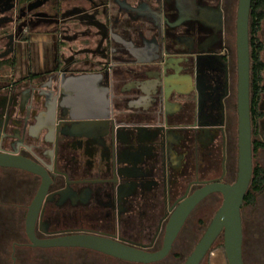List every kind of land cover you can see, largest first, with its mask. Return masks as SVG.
<instances>
[{"label":"flooded vegetation","instance_id":"obj_1","mask_svg":"<svg viewBox=\"0 0 264 264\" xmlns=\"http://www.w3.org/2000/svg\"><path fill=\"white\" fill-rule=\"evenodd\" d=\"M238 3L0 0V155L43 172L0 165V264H177L191 255L223 205L219 190L198 201L158 261L35 240L94 234L157 252L185 200L237 182ZM258 37L264 44L263 24ZM250 56L245 264V211L255 203L246 198L256 192L254 156L264 151L251 44ZM209 256L227 258L223 229Z\"/></svg>","mask_w":264,"mask_h":264},{"label":"water","instance_id":"obj_2","mask_svg":"<svg viewBox=\"0 0 264 264\" xmlns=\"http://www.w3.org/2000/svg\"><path fill=\"white\" fill-rule=\"evenodd\" d=\"M252 0H239L237 11V47L241 81V152L240 171L235 184H214L206 187L201 193L185 200L168 228L167 237L162 250L149 252L112 238L94 234H72L47 240H35L43 246L84 247L128 261L149 263L163 259L169 252L172 242L177 236L186 217L198 201L211 190H219L224 195L222 207L217 212L210 227L197 244L195 250L184 264H201L214 243L218 233L224 230V246L228 264H245L243 257V223L241 208L253 175L252 140L250 126V12ZM84 80L83 78L78 81ZM102 118V116H98ZM79 118L94 119V115H82ZM0 165L15 166L35 173L42 169L35 163L16 156L0 155ZM42 195V191L40 195ZM32 215L30 214V217ZM29 233L32 235V231Z\"/></svg>","mask_w":264,"mask_h":264},{"label":"rangeland","instance_id":"obj_3","mask_svg":"<svg viewBox=\"0 0 264 264\" xmlns=\"http://www.w3.org/2000/svg\"><path fill=\"white\" fill-rule=\"evenodd\" d=\"M264 27V20L262 22ZM254 164L264 168V151L259 149L254 156ZM256 201L252 207L247 206L245 217V258L248 264H258L252 260V257H259L260 263L264 264V185L255 192ZM252 220V223L250 221ZM252 230V231H251ZM257 252V255L255 254ZM187 257L178 258L174 260L177 264H184ZM201 264H228L225 256H209L205 258Z\"/></svg>","mask_w":264,"mask_h":264},{"label":"trees","instance_id":"obj_4","mask_svg":"<svg viewBox=\"0 0 264 264\" xmlns=\"http://www.w3.org/2000/svg\"><path fill=\"white\" fill-rule=\"evenodd\" d=\"M263 20L264 0H252L250 12V44L253 58V81L254 86L256 87L258 92H261L264 89V86L262 85V72L264 70V62L261 60V52L263 50L264 44L258 37V32L262 27ZM254 175V190L257 191L264 185V168L261 166H256V168L254 169ZM246 199L249 203L255 202V192L250 191Z\"/></svg>","mask_w":264,"mask_h":264}]
</instances>
